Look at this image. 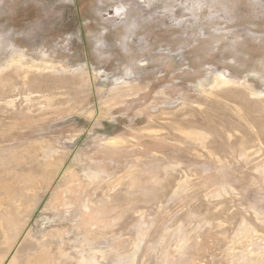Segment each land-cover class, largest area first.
<instances>
[{"label":"rangeland","instance_id":"rangeland-1","mask_svg":"<svg viewBox=\"0 0 264 264\" xmlns=\"http://www.w3.org/2000/svg\"><path fill=\"white\" fill-rule=\"evenodd\" d=\"M14 257L264 264V0H0Z\"/></svg>","mask_w":264,"mask_h":264},{"label":"bare ground","instance_id":"bare-ground-1","mask_svg":"<svg viewBox=\"0 0 264 264\" xmlns=\"http://www.w3.org/2000/svg\"><path fill=\"white\" fill-rule=\"evenodd\" d=\"M18 55V54H17ZM43 60V59H42ZM42 62V61H41ZM50 62V61H49ZM49 64V63H48ZM24 65V64H23ZM51 66H53V65H51ZM65 66V65H64ZM51 68V67H50ZM51 70V69H50ZM57 71V70H56ZM58 72V71H57ZM223 84V83H222ZM15 245H16V243L14 244V246L13 247H15ZM16 263V258L14 257L13 258V260H12V262H11V264H15Z\"/></svg>","mask_w":264,"mask_h":264}]
</instances>
